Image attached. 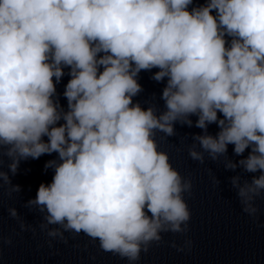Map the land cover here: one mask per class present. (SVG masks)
<instances>
[{
    "label": "clouds",
    "instance_id": "obj_1",
    "mask_svg": "<svg viewBox=\"0 0 264 264\" xmlns=\"http://www.w3.org/2000/svg\"><path fill=\"white\" fill-rule=\"evenodd\" d=\"M69 69L59 102L56 85ZM165 82L156 105L133 98L141 71ZM188 156L200 164L223 159L242 211L259 220L264 199V0H0V171L8 194L22 160L56 154L24 206L42 216L39 230L67 243L85 234L105 252L137 264L164 233L186 234L191 212L183 177L159 149L193 126ZM216 124L215 135L208 127ZM47 137V140L44 138ZM233 145V161L227 155ZM248 150L247 156H244ZM214 185L220 181L213 176ZM9 216L21 231L36 228ZM11 244V237L5 240ZM186 239L171 247L191 250Z\"/></svg>",
    "mask_w": 264,
    "mask_h": 264
}]
</instances>
